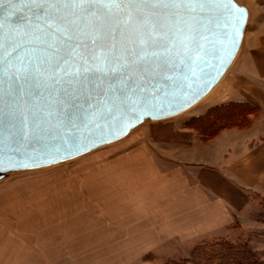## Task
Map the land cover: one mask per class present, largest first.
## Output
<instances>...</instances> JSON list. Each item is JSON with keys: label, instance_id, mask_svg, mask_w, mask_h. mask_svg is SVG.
<instances>
[{"label": "rangeland", "instance_id": "374dc122", "mask_svg": "<svg viewBox=\"0 0 264 264\" xmlns=\"http://www.w3.org/2000/svg\"><path fill=\"white\" fill-rule=\"evenodd\" d=\"M236 2L248 10L245 40L218 85L199 103L175 117L146 121L124 139L71 161L0 182V264H190L194 249L222 240L244 242L264 264V198L259 195L218 233L185 242L155 240V233L187 208V199L177 196V175L189 168V130L198 124L186 121L234 98L228 85L257 38L252 33L264 0ZM231 124H219L203 140L231 135L236 141L239 132L233 130L246 136L251 128Z\"/></svg>", "mask_w": 264, "mask_h": 264}, {"label": "snow or ice", "instance_id": "6c2138e0", "mask_svg": "<svg viewBox=\"0 0 264 264\" xmlns=\"http://www.w3.org/2000/svg\"><path fill=\"white\" fill-rule=\"evenodd\" d=\"M213 2L217 0H0V5L25 4L29 13L11 19L8 9L0 8V124L6 119L13 143H23L29 135L39 141L62 128L103 119L102 102L126 106L135 97L147 105L143 93L152 80L184 71L186 64L172 54L174 42L183 36L197 46L194 14ZM113 10L136 13L137 38L113 31L106 45L86 35L82 22ZM6 24L15 27L4 39ZM118 37L123 43L117 49L111 42Z\"/></svg>", "mask_w": 264, "mask_h": 264}, {"label": "water", "instance_id": "95a60500", "mask_svg": "<svg viewBox=\"0 0 264 264\" xmlns=\"http://www.w3.org/2000/svg\"><path fill=\"white\" fill-rule=\"evenodd\" d=\"M6 15L11 19L28 16L25 4H4ZM192 27L199 32L198 44L193 47L180 36L174 42L172 54L177 61L186 64L184 71H172L163 77H156L146 86L143 95L148 97L147 105L135 97L125 102L126 106L102 102L106 114L86 126L66 127L43 136L36 141L29 135L23 143H13L12 129L0 124V182L11 174L33 171L71 161L103 146L124 139L132 130L146 121H162L189 110L204 99L220 82L235 60L242 44L248 22V10L236 0L209 3L197 8ZM137 15L135 12H116L111 15L90 16L81 27L89 37H95L106 45L113 31L123 32L131 38L136 36ZM6 24L3 38L7 39L9 29ZM99 28V32L94 29ZM17 28L16 34L22 35ZM70 35H72L70 33ZM56 43H60L59 40ZM117 49L123 41L119 37L111 42ZM81 53H77L79 57ZM183 66V65H182ZM168 83L165 84V81ZM179 80L178 86L172 81ZM4 110L11 106L5 96ZM55 127L53 123L50 125Z\"/></svg>", "mask_w": 264, "mask_h": 264}, {"label": "crops", "instance_id": "0c3cea01", "mask_svg": "<svg viewBox=\"0 0 264 264\" xmlns=\"http://www.w3.org/2000/svg\"><path fill=\"white\" fill-rule=\"evenodd\" d=\"M260 14L252 33L257 38L228 85L235 89L234 98L219 102L252 103L259 110V123L245 131L246 136L239 129L233 130L239 132L236 141L224 134L206 142L195 130H189V168L178 172L176 186L178 198L187 199V208L155 233V240L185 242L218 233L246 211L252 196L264 198V11ZM241 83L244 88H236Z\"/></svg>", "mask_w": 264, "mask_h": 264}, {"label": "trees", "instance_id": "16d2710c", "mask_svg": "<svg viewBox=\"0 0 264 264\" xmlns=\"http://www.w3.org/2000/svg\"><path fill=\"white\" fill-rule=\"evenodd\" d=\"M259 110L248 101H229L208 108L192 116L186 123H197L195 131L201 139H210L216 126L233 123L231 127L247 128L259 118ZM251 122V123H250ZM194 126V125H193ZM193 128V127H192ZM264 209V207H262ZM264 212V210H263ZM264 216V214H263ZM215 241V240H214ZM190 264H261L247 244L222 240L207 244L192 251Z\"/></svg>", "mask_w": 264, "mask_h": 264}, {"label": "bare ground", "instance_id": "6f19581e", "mask_svg": "<svg viewBox=\"0 0 264 264\" xmlns=\"http://www.w3.org/2000/svg\"><path fill=\"white\" fill-rule=\"evenodd\" d=\"M217 85H218V84H217ZM217 85H216V86H217Z\"/></svg>", "mask_w": 264, "mask_h": 264}]
</instances>
